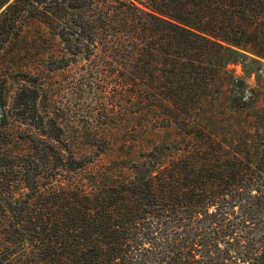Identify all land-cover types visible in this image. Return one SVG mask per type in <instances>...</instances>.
<instances>
[{"label":"trees","instance_id":"obj_1","mask_svg":"<svg viewBox=\"0 0 264 264\" xmlns=\"http://www.w3.org/2000/svg\"><path fill=\"white\" fill-rule=\"evenodd\" d=\"M28 21L48 82L82 65L166 138L96 169L48 105L28 151L0 149V264H264V0H0V50Z\"/></svg>","mask_w":264,"mask_h":264},{"label":"rangeland","instance_id":"obj_2","mask_svg":"<svg viewBox=\"0 0 264 264\" xmlns=\"http://www.w3.org/2000/svg\"><path fill=\"white\" fill-rule=\"evenodd\" d=\"M23 26L13 32L6 47L0 50V88L5 90L7 113V126L0 128V149L16 153L28 151L29 136L42 135V118L48 129V105L50 113L64 126L68 144L75 154L96 158L93 167L96 169L119 155L129 160L147 144L166 138L164 132L160 133L161 130L149 125L143 117L134 119L127 100L118 107L120 103L115 97L102 95L99 85L92 83L88 69L82 65L58 73L48 82V31L39 30L34 21ZM229 69L237 77H244L241 64H231ZM48 83L53 87L49 94ZM248 83L255 86V78ZM24 84L33 85L39 92L37 104H31L27 111L13 105L18 89ZM48 95L56 104L53 100L48 102ZM101 148H108V153L98 158L96 151ZM159 257L142 258H147L146 264H152Z\"/></svg>","mask_w":264,"mask_h":264}]
</instances>
